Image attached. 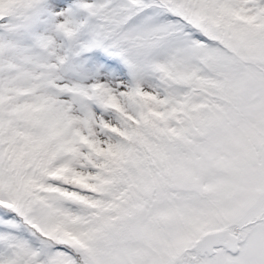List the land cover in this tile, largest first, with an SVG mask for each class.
<instances>
[{"label":"snow or ice","instance_id":"snow-or-ice-1","mask_svg":"<svg viewBox=\"0 0 264 264\" xmlns=\"http://www.w3.org/2000/svg\"><path fill=\"white\" fill-rule=\"evenodd\" d=\"M0 264H264V0H0Z\"/></svg>","mask_w":264,"mask_h":264}]
</instances>
